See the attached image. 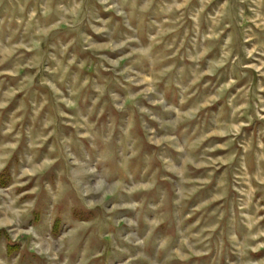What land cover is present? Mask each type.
Returning <instances> with one entry per match:
<instances>
[{"label":"rangeland","instance_id":"rangeland-1","mask_svg":"<svg viewBox=\"0 0 264 264\" xmlns=\"http://www.w3.org/2000/svg\"><path fill=\"white\" fill-rule=\"evenodd\" d=\"M0 264H264V0H0Z\"/></svg>","mask_w":264,"mask_h":264}]
</instances>
